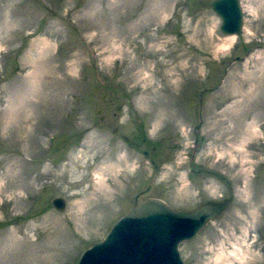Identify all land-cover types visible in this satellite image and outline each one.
<instances>
[{"label":"rangeland","instance_id":"1","mask_svg":"<svg viewBox=\"0 0 264 264\" xmlns=\"http://www.w3.org/2000/svg\"><path fill=\"white\" fill-rule=\"evenodd\" d=\"M212 1L0 0V264H76L146 197H231L182 262L264 264V0L237 36Z\"/></svg>","mask_w":264,"mask_h":264},{"label":"water","instance_id":"2","mask_svg":"<svg viewBox=\"0 0 264 264\" xmlns=\"http://www.w3.org/2000/svg\"><path fill=\"white\" fill-rule=\"evenodd\" d=\"M210 8L221 20L219 29L222 34L237 36L242 31L239 0H214ZM230 201L231 197L208 199L193 210L182 211L172 209L156 197L135 200L101 240L83 250L76 264H183L179 244L194 239L229 207ZM51 202L58 211L65 204L61 197H55ZM161 253L167 254L169 259L158 260L156 255Z\"/></svg>","mask_w":264,"mask_h":264},{"label":"bare ground","instance_id":"3","mask_svg":"<svg viewBox=\"0 0 264 264\" xmlns=\"http://www.w3.org/2000/svg\"><path fill=\"white\" fill-rule=\"evenodd\" d=\"M234 39V38H233ZM230 41H233V40H230ZM110 170V169H109ZM103 171V170H102ZM108 171V170H107ZM98 174H100V173H98ZM97 174V175H98ZM104 174V173H103ZM99 176V175H98ZM98 176H95L96 178H98ZM102 176V175H101ZM102 178V177H101ZM96 181V180H95ZM157 257H158V260H160V259H163L162 261H166V260H168L169 259V257H167V254L165 255V254H163V253H161V254H159V255H156ZM163 257V258H162ZM160 258V259H159ZM165 258V259H164Z\"/></svg>","mask_w":264,"mask_h":264}]
</instances>
